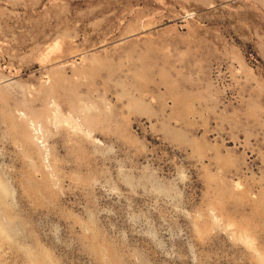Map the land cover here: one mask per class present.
<instances>
[{
	"label": "rangeland",
	"instance_id": "rangeland-1",
	"mask_svg": "<svg viewBox=\"0 0 264 264\" xmlns=\"http://www.w3.org/2000/svg\"><path fill=\"white\" fill-rule=\"evenodd\" d=\"M0 264H264V0H0Z\"/></svg>",
	"mask_w": 264,
	"mask_h": 264
}]
</instances>
